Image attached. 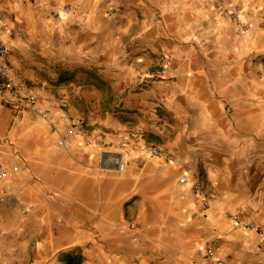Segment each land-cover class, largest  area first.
<instances>
[{"label": "crops", "instance_id": "crops-1", "mask_svg": "<svg viewBox=\"0 0 264 264\" xmlns=\"http://www.w3.org/2000/svg\"><path fill=\"white\" fill-rule=\"evenodd\" d=\"M0 38L58 124L2 105L32 124L23 164L0 146L1 260L264 264V0H0Z\"/></svg>", "mask_w": 264, "mask_h": 264}, {"label": "built area", "instance_id": "built-area-1", "mask_svg": "<svg viewBox=\"0 0 264 264\" xmlns=\"http://www.w3.org/2000/svg\"><path fill=\"white\" fill-rule=\"evenodd\" d=\"M221 4V3H220ZM243 7L237 5L229 6V13L231 17L240 22L241 28L240 32H244L250 27V23L242 20L241 13ZM164 66L168 64V60L163 57ZM159 67L154 75L156 77H163L165 67ZM16 105L23 106L24 110L30 112L33 116L47 120L51 122L52 126L56 131H58V124L53 121L51 113L42 107L40 98L38 94L29 86L16 81V79L12 75L11 66L8 62V46L7 42L4 39L0 38V105ZM62 107L65 106V103L61 104ZM61 121L63 124L68 125V129L66 131V135H74L77 132L89 133V127L83 121L73 122L71 120L70 115L67 112L62 113ZM65 134H59L58 144L60 146H66L67 137ZM154 153H159L157 149L153 150ZM114 162L117 163V169L119 171H123L125 169V162L121 161L118 157L113 159ZM17 169V167H15ZM6 176V170L4 164L0 158V179H3ZM189 178L187 176H183L181 178L182 183H187ZM195 193L198 195L196 201L201 203L204 206H208L210 204V199L206 195V192L203 186L196 182L194 183ZM208 254L211 257L215 256L214 249L212 247L208 248ZM217 264H228L225 260L220 258H215ZM0 264H15L11 262H6L0 259Z\"/></svg>", "mask_w": 264, "mask_h": 264}, {"label": "rangeland", "instance_id": "rangeland-1", "mask_svg": "<svg viewBox=\"0 0 264 264\" xmlns=\"http://www.w3.org/2000/svg\"><path fill=\"white\" fill-rule=\"evenodd\" d=\"M30 124H32V119L27 113L0 105V146L6 144L13 148L12 146L15 144L20 150L18 154V163L20 164L24 163L23 157L27 152L28 141L25 138V130Z\"/></svg>", "mask_w": 264, "mask_h": 264}]
</instances>
